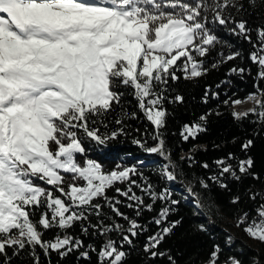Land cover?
<instances>
[{"label":"snow or ice","instance_id":"obj_1","mask_svg":"<svg viewBox=\"0 0 264 264\" xmlns=\"http://www.w3.org/2000/svg\"><path fill=\"white\" fill-rule=\"evenodd\" d=\"M254 14L264 16V0H0V264H52L53 254L57 264L70 257L76 264H92L93 256L95 264H127L142 236L138 251L144 264H179V253L162 249L183 225L182 217L169 219L180 203L172 198L170 185H180L193 214L214 224L219 208L212 187L231 191L230 183L261 177L248 154L254 141L245 139L239 145L244 158L229 151L212 162L215 171L207 162L200 164L210 172L206 178L189 179L183 165L191 169L197 164L200 146L193 145L179 162L173 159L164 133L166 104L185 103L183 95H173L172 86L181 78L195 84L210 70L233 62L226 77L252 76L254 91L243 100L225 93L221 103L235 109L250 102L251 108L230 115L238 125H254L253 136L264 134V25L253 29L244 18ZM220 32L251 46L246 57L250 66L234 63L245 57ZM228 83L221 80L216 89ZM127 96L137 111L128 110ZM209 99L219 101L220 93L205 87L201 103ZM137 112L152 126L151 132L147 125L141 131L128 123L140 120ZM213 115H222L219 104L183 124L181 141H195L206 133ZM125 143L159 157L154 174L165 185L159 192L144 175L145 161L130 164L122 156L107 170L89 155ZM254 188L244 191L256 205L254 215L241 212L235 227L264 247V189ZM110 189L117 195L109 196ZM240 202V195L229 201ZM120 205L134 216L122 212ZM152 212L156 215L147 223L140 222ZM53 230L52 238L45 239ZM192 230L210 235L203 223ZM82 237L102 242L97 248ZM235 243L226 235L223 247L212 244L206 260L190 258L185 264H264V251L258 249L244 260L233 251Z\"/></svg>","mask_w":264,"mask_h":264},{"label":"trees","instance_id":"obj_2","mask_svg":"<svg viewBox=\"0 0 264 264\" xmlns=\"http://www.w3.org/2000/svg\"><path fill=\"white\" fill-rule=\"evenodd\" d=\"M250 27L253 29L258 25H264V16L257 17V15L245 16L244 17ZM225 40L229 41L235 47L233 50L240 49L242 55L245 57L242 61H236L234 63L239 64L243 67L250 66V61L246 59L247 54L251 51V46L246 42H239L233 37L224 35L223 32L218 33ZM252 38L255 40L256 35L255 31L252 33ZM233 62H230L228 65L222 66L219 70H210L209 74L199 80L198 83H190L181 80L173 85V95L179 93L184 96L185 103L180 106L167 105L166 107L169 112L167 117V126L164 129L165 139L167 142L168 148L172 151L173 159L179 162V157L181 155L187 154L189 149L193 145L200 146V150L195 152V158L197 164L189 169L187 165L184 164V171L187 173L188 178L191 179L193 175L207 177L210 172L200 167V164L207 162L210 165L212 171H215V165L212 163L215 159H218L221 156H225L229 151L235 153L236 155L243 157V154L240 152L239 145L245 139H253L254 145L249 150V155L253 158L255 162V167L253 171L257 172L261 181H264V134L259 136H253L254 125L248 124L247 121L238 125L231 117L230 113L232 108H225L221 103L227 96H231L233 99H241L250 92L254 91L253 84L254 81L252 76L245 75L244 78L238 76L226 77L225 73L228 68L231 67ZM252 67V75H255L256 69L255 66ZM179 75V73H178ZM227 79L228 84L223 85L220 89H216V84L221 80ZM264 86V83H262ZM205 87H211L213 91H218L220 93V100H211L209 99L208 104L201 103V98L204 95ZM227 93V96H225ZM233 93L235 94L233 96ZM126 99L130 101L127 105L128 110L137 111L135 109V101L131 96H127ZM219 104L220 111L222 112L221 116L213 115L208 124V130L206 133L200 134L197 140H190L188 143H183L181 141L179 132L183 124L190 123L196 119L200 114L206 112L209 109H215ZM137 115L140 117V120L137 121H128L133 128H140L143 131L145 125L148 126L149 132L152 131V126L148 124L147 121L143 120L142 114L137 112ZM112 127H115L113 124ZM233 137L237 138V142L233 144L231 141ZM149 143H154L149 141ZM221 145L220 148H214V145ZM87 146V145H86ZM207 147V151L203 150V147ZM125 153H131V156H125ZM89 155L98 160L105 169L111 170L115 167V164L120 161V158L124 156L126 162L132 164L135 163L137 159L145 161V166L143 167L144 175L147 176L150 181L156 186V190L159 192L162 187L165 185L162 184L158 177L154 174V170L157 165L161 163L159 157L155 155H146L139 151L136 147L132 146L130 143H125L122 147L112 148L103 152H90ZM133 179L139 180L138 177H133ZM261 181H253L251 178L245 179L242 184L237 185L235 183H230L231 191L220 190L219 188L213 186L211 190L212 199L215 202V205L219 208V214L214 216L215 223L210 224L208 219L204 215H194V209L190 201L185 199L186 192L184 189L178 185H170L173 190V199L180 201L179 205L175 206L177 211L174 215L170 216L169 219H180L183 218V225L176 230L175 235L168 239L166 243L162 245L163 248H170L173 255H177L179 264H185V261L190 258L194 261L200 262L207 259L208 253L211 251V246L213 243H219L223 247L224 239L226 235H231L234 237L236 243L234 245L233 251L240 255L244 260H247L248 257L253 255L258 249L264 251V247L259 245L253 240H250L242 228L235 227V217L243 211H247L251 215H254L255 204L252 201H249L244 195L245 189L250 185H255L254 191L256 189H264V184ZM122 189L124 185H118ZM181 187V188H180ZM137 192V195L140 194L138 189H134ZM107 194L109 196H116L117 194L114 190H108ZM233 195H240L241 202L238 205H232L229 203ZM121 200H124V197H117ZM145 202H149L147 199ZM120 210L125 212L129 216H134V212L128 208L120 205ZM156 212L159 211L161 207L160 202H157L154 205ZM105 211H108L105 209ZM215 211V209H214ZM156 212L145 213L141 218V223H147V221L154 215ZM205 224L209 229V234L194 233L192 226L195 224ZM151 231H155L154 225H149ZM233 230V232L231 231ZM79 229L75 230L74 234H78ZM151 234V233H148ZM54 235V230L45 234V239H50ZM113 238L119 240V237H116L113 234ZM85 243H95L97 248H99L102 240L97 238L92 240L91 237L83 238ZM144 242V237H140L139 240L135 241L137 245V250L132 251V255L129 258L127 264H144V258L142 251L138 249L142 248ZM127 249V246H125ZM228 253V250L225 249V255ZM43 258V257H42ZM223 258V256H222ZM58 257L55 254L52 255V264H57ZM96 258L92 257V264H95ZM17 264H21L18 260ZM30 264V262H28ZM47 264V262H45ZM65 264H76L74 257H70ZM156 264H166L165 261H156Z\"/></svg>","mask_w":264,"mask_h":264},{"label":"rangeland","instance_id":"obj_3","mask_svg":"<svg viewBox=\"0 0 264 264\" xmlns=\"http://www.w3.org/2000/svg\"><path fill=\"white\" fill-rule=\"evenodd\" d=\"M252 107V104L250 102H246L240 105H237L235 109L232 108V111H245ZM181 188V187H180ZM233 232V230H231ZM234 233V232H233Z\"/></svg>","mask_w":264,"mask_h":264}]
</instances>
